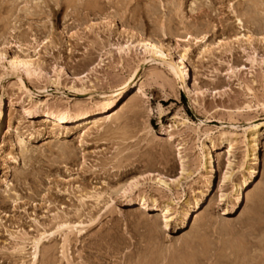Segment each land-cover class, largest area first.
I'll use <instances>...</instances> for the list:
<instances>
[{
  "label": "rangeland",
  "instance_id": "obj_1",
  "mask_svg": "<svg viewBox=\"0 0 264 264\" xmlns=\"http://www.w3.org/2000/svg\"><path fill=\"white\" fill-rule=\"evenodd\" d=\"M123 27L159 38L177 60L188 31L206 33L208 43L253 38L202 57L189 42L188 97L142 48L116 50L127 39ZM17 45L29 54L36 47L39 70L11 66ZM0 48V96L10 117L0 137V264H264V125L252 175L247 168L248 132L264 123V0H0ZM132 72L142 76L143 93L130 82L117 117L91 124L82 141L72 122L43 121L49 107L94 109ZM224 134L234 140L230 154L219 144ZM228 160L232 176L221 191ZM158 173L169 187L154 181ZM130 179L138 187L124 196ZM234 184L239 198L226 211ZM141 193L171 202L168 225L140 204ZM183 209L189 214L178 226Z\"/></svg>",
  "mask_w": 264,
  "mask_h": 264
},
{
  "label": "bare ground",
  "instance_id": "obj_2",
  "mask_svg": "<svg viewBox=\"0 0 264 264\" xmlns=\"http://www.w3.org/2000/svg\"><path fill=\"white\" fill-rule=\"evenodd\" d=\"M192 3H194V2H192ZM191 6H192V4H191ZM112 23L116 26V24L114 22H112ZM238 23L240 24V27H243V21L241 20V18H238ZM120 28L116 26V30L118 32H121ZM160 28L163 31V28L162 27H160ZM122 31L126 32L127 39L125 40L124 43L119 44L117 46L116 50H118V52H120V53H122V52L128 53V51H130L132 48H135V50L138 49L139 47L142 48L144 53L148 54L149 57H151V59L159 61L163 66H165L169 70L171 76H173L172 78H175L177 81H179V83L182 85V87L185 88L186 92L189 94L188 97L193 93L192 91H194V89H192V87H191L192 85H194L193 76H191V72H193V70L191 71V69H194V68L192 67L193 66L192 60L190 59V57L188 55L189 51L191 50V45H189V42L194 41V44L197 43L198 51L196 52L195 56L196 57H202L204 54H208V53L213 52V51H215L221 47H224L228 43L230 45V42L232 41L230 38H229L230 40L221 38V39H219L213 43H208L207 39H206V35H207L206 33L202 34V35H200V34L196 35L195 33H191L188 31L185 34V36H188V38L186 37L187 39H180L182 41L185 40L187 43L181 45V44H179L180 42L178 41L179 43L176 44V49L178 52L177 53L178 54V60H177V59L173 58L171 55L170 50H172V49H170V47L171 48H173V47L172 46H166L162 41L159 40V38L154 39L148 35H143L142 33H139L133 29H126L124 27L122 28ZM233 38L236 42H240V41L249 42L250 40H252L253 37L248 32H246V33H242V34L237 33L236 35H234ZM17 46L20 48V53H16V51H15L10 55L9 62L11 64V66H13L15 69H17L20 72L24 71L26 73H30L31 69H35V70L38 69L39 70L40 66L37 62H35L36 57L33 56V54L34 55L37 54L36 47L32 48L34 53L29 54L28 52L23 51V48L21 47V45H17ZM230 47H231V45H230ZM24 50H26V49H24ZM28 50H29V48H28ZM18 52H19V50H18ZM32 56L34 58H32ZM5 57H6L5 51L2 48H0V62L3 61V59ZM189 66H191V69L189 68ZM134 80H135V83L132 86H133V90H135V94L143 93V91H142V76L139 77L138 74H136V72H132L131 75L122 83V87L117 92L111 93L112 92V90H111V92H110L111 94H109V95L107 94L100 101H97L96 107L94 109H91V108H82L81 109V108H79L76 110H72L70 108L49 107V108L45 109V111H44L43 121L47 122V121H49L48 118H51L50 121L52 120L55 122L56 121L57 122H62V121L72 122L75 125V128L78 129L77 132H78V135L80 137L79 139H80V141H82L84 136L87 134V129H89L91 124H96L99 121H102L104 119L117 117L116 115L119 112V104H120L122 98L131 90V89L129 90L127 87L129 85V83L134 81ZM127 89L129 90L128 92H127ZM194 94H196V93H194ZM3 105H4L3 104V98H2V96H0V137H1V132H2L3 126H4L5 133L8 132V128H9V122L8 121L10 120L9 114H7L5 116V109L3 108ZM186 122H187V119H183L180 123L177 122L175 126L177 127L179 124L184 125V124H186ZM263 125H264V123H262L261 125L260 124H254L248 132L247 156L250 157V160L252 163L250 165H248V166L246 165V166L249 169V172L251 175L255 170L253 164H255L258 160V156H257V149H258V145H259L258 144V137H259L260 132H261L260 129ZM68 132H69V130H68ZM28 137H29V135H28ZM32 137H33V134H30V139ZM35 137H36V135H35ZM13 140H14V145L17 146V149H18V152L16 154L17 155H23L24 153H26L27 147L25 146L24 138L22 137V135L20 136L19 134H16L15 138ZM218 142H219V140H218ZM223 142H225V145L228 147V153L230 154L232 152L234 140L229 138L228 136H226V134H224L221 136L219 144L221 145V143H223ZM2 148H0V158L2 157V154L4 153ZM178 155H179V160H180L179 175L181 177L183 172L185 173V163H186V158H185V155L183 154V148L181 147V143H179ZM13 158L16 159V156H14ZM213 158L214 157L211 154V152L207 151V152L203 153V167H206V169H207V174H205V176H204V177H206V182H207L206 185H208L210 183V178H211L210 175H211V171L213 170L212 164H211V163H213ZM230 165H231V162H230V160H228L227 165H226V171H225V173H223L224 175L221 179V182L219 185L217 184L221 191H222V188L224 186L223 185L224 180L230 179L232 176V171H230ZM208 167H211V169L208 170ZM190 175H191L190 173H187V177H189ZM167 180L168 179H165L163 177V175H161V173H158L157 175H155V178H154L155 182H157L159 185H163L164 187H169V183L167 182ZM135 187H138V182H135V180L130 179L126 183H124V185L120 188L119 191L122 194H124V196H127L130 193L132 194V191H133V189H135ZM239 187H240V184H234L233 185V188H235V189H233L235 192L233 194L234 197L231 196L227 200V205L225 208L226 211L231 210V208L234 204V200L239 198L238 197L239 196ZM219 196H220V200H225L227 198V194H225L223 192ZM95 197H96L95 200H97L100 198V195L95 196ZM138 198L141 202L140 204L142 206H144L145 208L148 206H151L153 208L158 209L160 211V213L163 215L166 225H168L169 221L174 218L173 214L175 212L173 213V209L171 207V202L160 203L157 201V199H155L153 197L145 198V196L142 193L138 194ZM196 205H197V203H196ZM188 214H189V209H183L182 211H180L179 218L177 219V221H178L177 225L178 226L185 223L186 218L188 217ZM64 225L68 226L67 228H69V229L72 228V227H70V224H64ZM62 227H64V226H62ZM78 231L80 232V229ZM37 241L36 242L34 241L35 247H36V243H38ZM36 251L34 252V256L36 254Z\"/></svg>",
  "mask_w": 264,
  "mask_h": 264
}]
</instances>
